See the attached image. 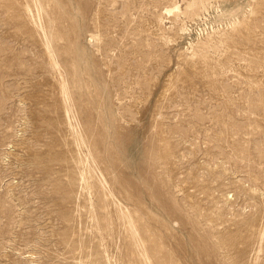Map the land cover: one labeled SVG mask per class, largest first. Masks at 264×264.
Returning <instances> with one entry per match:
<instances>
[{
  "label": "rangeland",
  "instance_id": "obj_1",
  "mask_svg": "<svg viewBox=\"0 0 264 264\" xmlns=\"http://www.w3.org/2000/svg\"><path fill=\"white\" fill-rule=\"evenodd\" d=\"M56 1L0 0V264H264V0Z\"/></svg>",
  "mask_w": 264,
  "mask_h": 264
},
{
  "label": "bare ground",
  "instance_id": "obj_2",
  "mask_svg": "<svg viewBox=\"0 0 264 264\" xmlns=\"http://www.w3.org/2000/svg\"><path fill=\"white\" fill-rule=\"evenodd\" d=\"M52 1H54V2H57L56 0H46V2H52ZM59 1V0H58ZM62 1V0H61ZM29 2L30 3H32L34 6H35V8H37V12L39 11L40 12V14L39 15H41L42 14V19H43V22L45 23V26H46V29H48V25H47V21H46V19H45V17H44V13H43V10H42V2H43V0H29ZM60 2V1H59ZM70 15V14H69ZM50 19V18H49ZM69 20V19H68ZM41 22V21H40ZM66 23V22H65ZM54 38H55V36L54 35H52V38L51 37H48V40H54ZM53 43V42H52Z\"/></svg>",
  "mask_w": 264,
  "mask_h": 264
}]
</instances>
